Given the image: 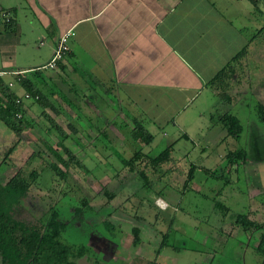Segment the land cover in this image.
Here are the masks:
<instances>
[{
	"label": "rangeland",
	"instance_id": "obj_1",
	"mask_svg": "<svg viewBox=\"0 0 264 264\" xmlns=\"http://www.w3.org/2000/svg\"><path fill=\"white\" fill-rule=\"evenodd\" d=\"M11 2L0 0L3 6ZM251 47V55L242 63L241 82L234 83L229 92L233 98L230 106L222 104L210 88L192 100L183 89H178L181 92H175L176 96L161 92L157 108L152 110L156 113L142 121L153 136L145 145L132 132L125 111L122 113L119 95L113 99L107 89L104 92L96 87L78 88L75 96L72 91L67 93L71 83H62L63 78L55 73H45L43 85L58 90L50 101L60 112L50 106L45 111L65 130L64 144L86 169L70 164L64 180L51 172L50 163L64 170L48 148L65 159L57 144L60 137L47 130L38 104L25 103L21 143L6 159L5 152L15 136L0 121V183L19 168L39 171L17 217L46 220L48 213L56 210L66 225L61 240L70 246L69 259L75 264L82 259L85 264H264V255L256 250L260 232L244 231L232 217L245 214L264 227V120L258 121L255 108L257 102L264 104V33L255 36ZM8 58V53L2 56L0 52V63ZM7 78L13 81L10 73L3 80ZM12 85L18 94L23 93L18 85ZM97 90L99 96L91 93L92 101L82 95ZM123 109L136 115L138 106ZM226 111L236 115L243 126L239 140H222L225 131L218 118ZM88 115L91 118H83ZM253 129L260 137V147L250 144ZM167 147L171 148V160L160 165V172L153 173L144 157L134 164L144 169L150 187L122 164V159H129L135 151L154 157ZM240 149L246 152V159L228 164L227 153ZM189 176L193 177L185 183ZM216 201L228 210L215 207ZM83 203L88 208H83ZM77 208L81 211L76 214ZM104 222L113 228L108 231ZM133 228L139 230L136 244ZM165 235V245L156 255ZM82 245L98 257L80 258L77 251Z\"/></svg>",
	"mask_w": 264,
	"mask_h": 264
},
{
	"label": "crops",
	"instance_id": "obj_2",
	"mask_svg": "<svg viewBox=\"0 0 264 264\" xmlns=\"http://www.w3.org/2000/svg\"><path fill=\"white\" fill-rule=\"evenodd\" d=\"M11 1L0 4L11 25H0V52L9 54L0 71L13 77L46 65L58 37L71 30L69 56L59 66L71 83L67 93L107 89L146 117L156 113L161 92L183 89L192 100L210 88L213 75L264 28V0ZM98 92L82 95L92 101Z\"/></svg>",
	"mask_w": 264,
	"mask_h": 264
},
{
	"label": "trees",
	"instance_id": "obj_3",
	"mask_svg": "<svg viewBox=\"0 0 264 264\" xmlns=\"http://www.w3.org/2000/svg\"><path fill=\"white\" fill-rule=\"evenodd\" d=\"M251 1L256 6V2L254 0ZM6 15L8 16L7 13H2V11H0V25L2 24L7 31H10V18L5 17ZM261 30L262 32H260ZM260 31H258L260 34L264 33V28H261ZM258 32L252 34L253 36H250V38L247 39L246 44L208 81V85L215 92V96H217L225 106H230L232 102L233 98L229 92L233 88V84H239L241 82L240 73L242 72V63H244L249 55H251V45L255 36L258 35ZM68 56L69 53L65 58ZM60 64L61 62L57 64L56 68L51 70L42 69V66L28 72H16L13 76L12 82L23 89V93L21 94H18L13 85L9 86V82L0 79V121L15 136L14 144L5 152L4 158L6 159L18 148L22 140L21 136L25 120V107L23 105L29 101L30 103L38 104L41 109V116L47 123V130L49 132H56L57 135H59L60 140L57 144L62 148V151L66 156L65 159L62 158L57 150L48 147L51 153L64 167V170H62L55 163H50L49 169L55 176L64 180L70 164H74L84 170L86 168L83 162L78 160L64 144V141L67 138L65 130L45 111V109L50 106L55 113L60 112V110H55L54 105L50 101L52 100L50 98L52 93L58 92V90H53L52 88L51 90L46 89V86L48 85H43L44 82H46L44 74L47 73V71L51 72L59 69ZM57 75L63 78L61 79L62 83L65 82L64 78L66 76L65 72L62 73V69ZM69 91L73 92V90ZM107 93L104 94L106 96L111 95V93H109V95ZM25 95L28 97L26 98ZM60 97L64 99L62 95H60ZM125 102L126 103H123V100L120 102L122 106L121 110L122 113L125 111V116L131 121V124L133 125L131 129L132 132L144 141V145L150 143L153 136L142 123L146 118V115L139 109H136V115L131 114V110L130 112L124 110L123 108H127L131 104H134L132 101ZM125 104H127V107ZM255 108L258 115V121H263L264 104L257 102ZM218 121L225 131L222 140L227 137L239 140L240 135L243 132V126L236 115L226 111L219 114ZM254 130L255 129L251 130L250 133V144L260 147V137L254 132ZM141 151L142 150L135 151L129 159H122V164L123 166L128 167L130 172H134L135 178L142 179L146 187H150L152 183L149 181L144 169L136 168V165H134L135 162L141 159V157H144L146 166L149 165L153 173H158L160 172L161 164L164 165L170 162L171 158L169 155L171 148H165L154 157L142 154ZM246 157V152L240 149L229 151L225 159H227L228 164L233 165L238 160H245ZM3 163L4 159L1 164ZM38 177L39 171L36 169L25 171L23 168H19L4 184L0 183V258L3 264H73L69 259V254L71 252L70 246L62 242L59 237L60 229H64V224L57 219L58 212L56 210H52L49 218L43 221H27L17 217V212L19 211L18 209L22 204L23 198ZM192 177L193 176H189L185 183H188ZM107 195L108 197L112 196L108 193ZM82 206L83 208H88L85 203H83ZM214 206L224 212L226 209L228 210V207L218 201L215 202ZM80 211L81 208L75 209V213ZM232 217L234 218V222L244 231L252 229L255 232H260V241L256 250L264 255V227L262 228L261 224L247 219L245 214H234ZM104 226L108 231L112 228V225L107 222H104ZM138 232L139 230L137 228L132 229V233L134 234L133 244L138 242ZM163 238L160 246L155 251L156 255L160 253L161 248L165 245L164 240H166V235ZM79 252L82 253L81 249Z\"/></svg>",
	"mask_w": 264,
	"mask_h": 264
},
{
	"label": "built area",
	"instance_id": "obj_4",
	"mask_svg": "<svg viewBox=\"0 0 264 264\" xmlns=\"http://www.w3.org/2000/svg\"><path fill=\"white\" fill-rule=\"evenodd\" d=\"M5 17H8V16L6 15ZM73 35H74V32L71 30H68L58 37V39L56 40L54 49H53L51 59L46 65L42 67V69H48V70L54 69L57 67V64L59 62H62L64 60L65 56L70 51V40L73 37ZM5 74L6 73L4 71H0V79H3ZM8 84L9 86H12L11 82H9ZM25 97L27 98L28 96L25 95Z\"/></svg>",
	"mask_w": 264,
	"mask_h": 264
},
{
	"label": "flooded vegetation",
	"instance_id": "obj_5",
	"mask_svg": "<svg viewBox=\"0 0 264 264\" xmlns=\"http://www.w3.org/2000/svg\"><path fill=\"white\" fill-rule=\"evenodd\" d=\"M76 214H77V213H76ZM49 215H50V213H48L46 220L49 218ZM43 219H44V218H38V219H36V220H41V221H43ZM57 219H58V218H57ZM58 220H59V219H58ZM59 221H60V220H59ZM62 223L64 224V229H60V233H59V234H60V236H59V237H60V240H61V235H62V233L65 231V228H66L65 223H64V222H62ZM112 228H113V227H112ZM112 228H111V229H112ZM111 229H110V230H111ZM61 241H62V240H61ZM80 249H81V252H82V253L79 252ZM79 250L77 251V255H78L80 258L83 257V256H90V255H91V256H95V257L97 256L96 254L93 253V251H91V248L88 247V246L85 247V246L82 245V246L79 248ZM97 257H98V256H97ZM72 262H73V261H72ZM84 262H85V261L82 259V260H79V261H78V264H85ZM0 264H3L2 261H1V258H0ZM73 264H75V262H73ZM86 264H87V263H86Z\"/></svg>",
	"mask_w": 264,
	"mask_h": 264
}]
</instances>
